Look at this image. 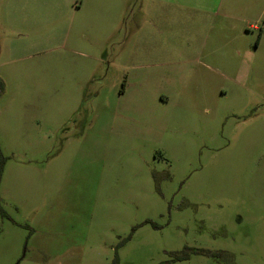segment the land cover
<instances>
[{
    "label": "rangeland",
    "instance_id": "rangeland-1",
    "mask_svg": "<svg viewBox=\"0 0 264 264\" xmlns=\"http://www.w3.org/2000/svg\"><path fill=\"white\" fill-rule=\"evenodd\" d=\"M0 77V264H264V0H0Z\"/></svg>",
    "mask_w": 264,
    "mask_h": 264
},
{
    "label": "trees",
    "instance_id": "trees-1",
    "mask_svg": "<svg viewBox=\"0 0 264 264\" xmlns=\"http://www.w3.org/2000/svg\"><path fill=\"white\" fill-rule=\"evenodd\" d=\"M4 91H5V81L2 79V77H0V96L4 93ZM0 175H1V171H0ZM0 211L3 214L5 213L3 211L1 205H0ZM191 251H194L196 253L209 255V256H213V257H218L219 255L223 254L221 252L217 253V252H212V251L206 250V249L185 248L183 251H180V252H171L172 260L165 261V262H163L161 264H171L172 261H179V260L188 259L190 257ZM111 264H119V259H118L117 256L114 258V260L112 261Z\"/></svg>",
    "mask_w": 264,
    "mask_h": 264
},
{
    "label": "crops",
    "instance_id": "crops-1",
    "mask_svg": "<svg viewBox=\"0 0 264 264\" xmlns=\"http://www.w3.org/2000/svg\"><path fill=\"white\" fill-rule=\"evenodd\" d=\"M216 1L218 2V0H216ZM75 8L81 10L83 8V2L75 4ZM217 8L220 10L222 7L218 4ZM224 15H225V13H224Z\"/></svg>",
    "mask_w": 264,
    "mask_h": 264
}]
</instances>
